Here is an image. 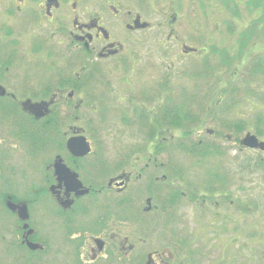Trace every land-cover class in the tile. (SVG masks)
Masks as SVG:
<instances>
[{"label":"flooded vegetation","instance_id":"af4514ba","mask_svg":"<svg viewBox=\"0 0 264 264\" xmlns=\"http://www.w3.org/2000/svg\"><path fill=\"white\" fill-rule=\"evenodd\" d=\"M9 201L0 264H264V0H0Z\"/></svg>","mask_w":264,"mask_h":264},{"label":"rangeland","instance_id":"374dc122","mask_svg":"<svg viewBox=\"0 0 264 264\" xmlns=\"http://www.w3.org/2000/svg\"><path fill=\"white\" fill-rule=\"evenodd\" d=\"M233 118H235V116ZM6 211L8 212V209L0 210V220H4L5 214H6V217L9 218V215ZM47 216H50V213L47 209H43V210L39 211V213H38V221L40 222L39 223L40 226H38V227H39L40 232L43 234L51 233L49 230V226L47 224V221H46ZM44 218H45V221H43ZM42 223H44L45 226H43ZM43 258H44V260L41 261L40 264H45L46 261H48V260H46L45 256Z\"/></svg>","mask_w":264,"mask_h":264},{"label":"trees","instance_id":"16d2710c","mask_svg":"<svg viewBox=\"0 0 264 264\" xmlns=\"http://www.w3.org/2000/svg\"><path fill=\"white\" fill-rule=\"evenodd\" d=\"M47 250V248L45 249V251Z\"/></svg>","mask_w":264,"mask_h":264}]
</instances>
